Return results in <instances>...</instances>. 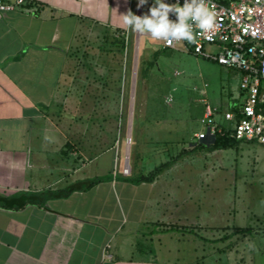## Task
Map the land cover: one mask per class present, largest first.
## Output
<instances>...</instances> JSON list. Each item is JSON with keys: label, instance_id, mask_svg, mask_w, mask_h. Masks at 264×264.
<instances>
[{"label": "crops", "instance_id": "crops-1", "mask_svg": "<svg viewBox=\"0 0 264 264\" xmlns=\"http://www.w3.org/2000/svg\"><path fill=\"white\" fill-rule=\"evenodd\" d=\"M108 7L28 0L0 13V264H173L167 256L183 238L164 222L173 217L165 195L157 180L136 183L151 171L133 176L126 152L104 148L86 122L78 126L61 109L73 42ZM94 179L89 190L43 201ZM25 197L37 203L19 207Z\"/></svg>", "mask_w": 264, "mask_h": 264}, {"label": "rangeland", "instance_id": "rangeland-1", "mask_svg": "<svg viewBox=\"0 0 264 264\" xmlns=\"http://www.w3.org/2000/svg\"><path fill=\"white\" fill-rule=\"evenodd\" d=\"M136 2L109 0L108 9H96L102 23L82 25L62 81L61 109L75 114L78 126L86 122L93 139L98 135L116 152V146L126 152L133 176L167 164L155 188L173 215L164 222L179 230L195 228V235L173 228L174 238H183L174 239V253L167 256L173 264H264V148L242 144L210 152L194 147L195 134L205 131L206 105L226 110L232 100H243L241 75L173 50L159 58L148 79L142 77V61L161 46L122 25L119 15L147 12V6L138 12ZM119 29L128 42L122 51L111 45ZM144 113L147 119L140 118ZM214 119L224 122L222 113ZM118 155L115 174L123 162ZM247 227L251 236L210 243Z\"/></svg>", "mask_w": 264, "mask_h": 264}, {"label": "built area", "instance_id": "built-area-1", "mask_svg": "<svg viewBox=\"0 0 264 264\" xmlns=\"http://www.w3.org/2000/svg\"><path fill=\"white\" fill-rule=\"evenodd\" d=\"M27 2L0 0V13L14 11ZM210 4L215 6L218 24L212 39L198 37L195 44L174 42L172 45L156 41L162 49L183 50L239 73L244 98L237 111L223 115L224 122L231 126L232 137L237 141L264 147V0H238L228 5L210 0ZM209 48L213 50L208 51ZM205 110L201 119L205 131L195 135L199 142L223 131L214 119L217 110L209 105ZM106 257L110 259L109 255Z\"/></svg>", "mask_w": 264, "mask_h": 264}, {"label": "clouds", "instance_id": "clouds-1", "mask_svg": "<svg viewBox=\"0 0 264 264\" xmlns=\"http://www.w3.org/2000/svg\"><path fill=\"white\" fill-rule=\"evenodd\" d=\"M145 6L147 12L140 15L131 10L119 15L122 25L129 32L150 36L168 45L195 44L198 37L210 40L218 27L215 6L210 0H137L138 12Z\"/></svg>", "mask_w": 264, "mask_h": 264}, {"label": "trees", "instance_id": "trees-1", "mask_svg": "<svg viewBox=\"0 0 264 264\" xmlns=\"http://www.w3.org/2000/svg\"><path fill=\"white\" fill-rule=\"evenodd\" d=\"M216 1L221 3V4L228 5L230 2H235L238 0H216ZM116 32L118 33L119 36L114 39V41H113V43H111V45L116 46L121 51L123 49H127L128 42H127V39H125V37H124L125 30L119 29ZM167 52L172 53L173 50L160 48L159 50H157L156 52L153 53V55H152V57H150V59L142 61V65H141L142 66L141 67L142 77H144L145 79H148L150 77L151 71H153V69L157 66V62H158L159 58L164 53H167ZM241 95H244V93L241 92ZM240 103L241 102L238 99L232 100L228 104L226 110H223L222 108L218 109L217 115H220V113H222L224 115L227 112L237 111L239 109ZM218 124L223 129L222 133L216 134L213 138L203 139L200 141L201 142L200 145L196 144L194 147L206 146V148H208V150L210 152H215V151H225V150H230V149L237 150V149H239V147L242 144H251V143H244L242 141H237L235 138H233L232 132H231V126H228L227 123L223 122V123H218ZM166 167H167V164H164V165L160 166L159 168L150 172L147 176H141L136 181V183H143V182L152 183L153 181L156 180V178L163 172L164 168H166ZM98 182H99V179H94L91 181L76 183V184L70 186L69 188H67L66 190L56 192V193H51L48 197H44L43 201L45 202L50 198H67L68 196H70L74 192L81 191V190H89L90 188L94 187ZM28 203H37V201L35 199L25 197L23 199V202L20 204L19 207H23ZM171 228L173 229L176 227L172 226ZM184 229L186 230L187 233H192L193 235H195V233H194L195 228L183 227L182 230H184ZM199 230H201V229H199ZM222 230L223 231L225 230L224 232H227L226 229H222ZM252 231L253 230L250 227L234 228L230 234H226L221 239L215 240L212 242H214L216 244L219 242H226V241L230 240L231 236H239V235L245 236V237L251 236Z\"/></svg>", "mask_w": 264, "mask_h": 264}, {"label": "bare ground", "instance_id": "bare-ground-1", "mask_svg": "<svg viewBox=\"0 0 264 264\" xmlns=\"http://www.w3.org/2000/svg\"><path fill=\"white\" fill-rule=\"evenodd\" d=\"M127 172V171H126Z\"/></svg>", "mask_w": 264, "mask_h": 264}]
</instances>
